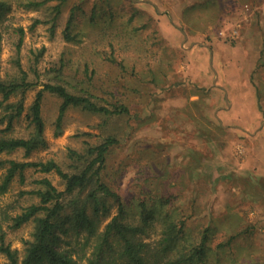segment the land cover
I'll use <instances>...</instances> for the list:
<instances>
[{
    "label": "rangeland",
    "instance_id": "374dc122",
    "mask_svg": "<svg viewBox=\"0 0 264 264\" xmlns=\"http://www.w3.org/2000/svg\"><path fill=\"white\" fill-rule=\"evenodd\" d=\"M6 1L10 10L0 23L1 74L13 75L19 62L29 81L37 82L25 92L24 114L46 82H60L70 92L89 96L100 104H105L104 99L109 103L119 100L131 113L104 121L102 115L70 107L61 118L62 131L56 135L61 100L45 93L41 115L46 146L28 158L21 150L0 153V160L54 159L65 168L68 147L79 150L85 142L96 144L113 135L119 140L108 158L113 188L128 200L135 196L128 206L127 219L139 216L138 198L149 199V194L156 198L157 194L168 199L164 211H171L176 218L185 217L189 240L198 241L208 228L205 258L209 264H264V131L250 136L226 133L231 142L217 143L220 135L211 129L212 124L200 137L196 134L188 138V85L183 81L187 56L167 45L156 22L147 21L138 9L137 0H47L37 7L27 4L42 0ZM154 1L162 15L172 18L185 45L188 29L194 34L199 32V36L204 33L205 42L210 37L205 31L215 28L224 43L255 51L249 65L257 62L251 77L264 129V0ZM74 9L72 32L81 35L79 42L66 41L63 36ZM94 9L95 18L90 20ZM211 24L216 26L211 28ZM19 29L23 34L18 50ZM102 29L109 40L99 39ZM109 41L114 44L112 51ZM151 43L157 45L150 47ZM152 50L158 54L153 55ZM33 52H41L35 62ZM61 62V71H55L60 70ZM90 72L93 76L88 79ZM1 101L0 94V120L6 114ZM24 114L13 121V136H27L31 130ZM6 122L0 128H5ZM211 139L213 144L204 149L202 141ZM4 172L0 169V182ZM24 175L25 183L16 177L8 191L0 194V235L3 233L5 242L17 251L19 262L25 241L32 239L34 224L12 228L11 217L38 201L19 193L36 188L33 181L41 178L49 179L58 190L64 189L54 172L38 173L29 168ZM116 213L117 206L112 204L110 212L101 217L99 228ZM154 228L160 229L157 220ZM155 235L151 233L149 240ZM0 264H8L3 254Z\"/></svg>",
    "mask_w": 264,
    "mask_h": 264
},
{
    "label": "trees",
    "instance_id": "16d2710c",
    "mask_svg": "<svg viewBox=\"0 0 264 264\" xmlns=\"http://www.w3.org/2000/svg\"><path fill=\"white\" fill-rule=\"evenodd\" d=\"M47 0L28 2V6H40ZM10 10L6 0H0V23L3 16ZM95 9L90 14V20L95 18ZM76 17L72 10L63 36L66 41L79 42L80 34L72 32ZM2 25V24H0ZM133 29V28H132ZM137 30V28H135ZM20 39L17 49L22 43V29H19ZM133 31V30H132ZM101 41L110 37L101 30ZM113 42L108 46L112 51ZM151 43L149 46H155ZM2 48V33L0 31V52ZM42 51V49H41ZM157 55L156 50L150 51ZM143 56L147 52H141ZM140 53V54H141ZM35 60L41 52L34 54ZM121 65V63H118ZM17 71L13 75L2 76L0 64V94L1 104L5 105L6 114L0 124L7 119L5 128H0V153H11L21 150L25 158L40 148L46 146L43 136L44 120L41 115L42 100L45 93L54 95L61 100L55 134L61 133L60 121L65 111L70 107L99 114L107 118L130 115V108L121 101L105 104L97 103L89 96L75 94L60 82H46L42 85L25 111V92L36 83L28 79L21 64L16 63ZM63 67L60 63V70ZM93 73L87 76L91 79ZM21 97L12 101L11 98ZM25 115L31 130L27 136H13V121ZM119 145V140L108 135L96 144L85 142L82 149L67 148V164L63 168L54 159L37 161L0 160V169H4L0 182V194L8 191L12 181L18 177L25 183V170L32 168L38 173H56L64 183V189L58 190L49 179L34 180L36 188L21 191L19 195H30L37 202L21 208V211L11 217L12 228L24 224H34L32 239L25 241L22 260L18 261L17 251L11 249L5 242L4 234L0 235V254L6 256L8 264H209L205 258L209 238L208 228L204 229L198 241H191L185 233V217L176 218L171 211H164L168 199L156 194H149V199L138 198V217L127 219V209L133 204L113 188L109 155ZM165 201V203H164ZM112 204H116L117 213L99 228L100 219L106 216ZM136 205V202L134 203ZM134 217V216H133ZM160 222V229L154 228L155 221ZM151 233H157L151 240ZM231 239V238H230ZM225 244L229 245L231 240ZM224 245V244H221ZM219 246V245H218Z\"/></svg>",
    "mask_w": 264,
    "mask_h": 264
},
{
    "label": "crops",
    "instance_id": "0c3cea01",
    "mask_svg": "<svg viewBox=\"0 0 264 264\" xmlns=\"http://www.w3.org/2000/svg\"><path fill=\"white\" fill-rule=\"evenodd\" d=\"M136 5L147 16V21L156 22L159 34L167 45L187 56L186 79L183 81L188 85L189 139L196 134L200 137L202 132L208 130L207 125L212 124L214 127L211 129L215 128L220 135L217 143L231 142L226 133L250 136L264 131L261 126L262 112L251 77V69L257 62L249 65L252 62L250 55L254 61L255 51L247 52L240 45L224 43L215 28L214 31H205L210 34L205 42L204 33L199 36V32L194 34L188 29V45H185L186 42L171 23L172 18L159 12L157 2L137 0ZM211 25V28L216 26ZM242 103H245L244 108ZM211 144L212 139L202 141L204 149Z\"/></svg>",
    "mask_w": 264,
    "mask_h": 264
}]
</instances>
